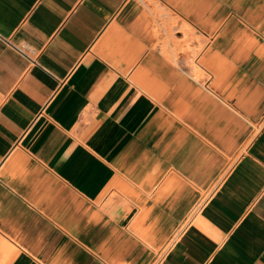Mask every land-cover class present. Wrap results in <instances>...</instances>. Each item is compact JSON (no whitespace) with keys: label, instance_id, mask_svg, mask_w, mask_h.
<instances>
[{"label":"crops","instance_id":"0c3cea01","mask_svg":"<svg viewBox=\"0 0 264 264\" xmlns=\"http://www.w3.org/2000/svg\"><path fill=\"white\" fill-rule=\"evenodd\" d=\"M0 264H264V0H0Z\"/></svg>","mask_w":264,"mask_h":264},{"label":"rangeland","instance_id":"374dc122","mask_svg":"<svg viewBox=\"0 0 264 264\" xmlns=\"http://www.w3.org/2000/svg\"><path fill=\"white\" fill-rule=\"evenodd\" d=\"M168 57H169V55H168ZM170 57H171V58H173V59H176L178 56H177V55H176V56H175V55H173V56H170ZM195 77H197V78H198V77H199V75H198V76H195Z\"/></svg>","mask_w":264,"mask_h":264}]
</instances>
